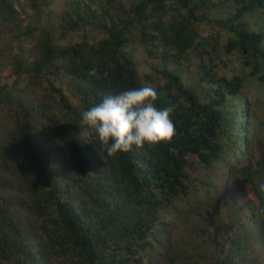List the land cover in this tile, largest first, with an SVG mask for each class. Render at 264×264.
I'll use <instances>...</instances> for the list:
<instances>
[{"label": "trees", "instance_id": "16d2710c", "mask_svg": "<svg viewBox=\"0 0 264 264\" xmlns=\"http://www.w3.org/2000/svg\"><path fill=\"white\" fill-rule=\"evenodd\" d=\"M49 1L27 0L37 12ZM22 12L0 0V66L4 34L36 53L14 56L15 78L0 83V264H264V155L254 167L249 147L264 119V0H68L40 27ZM206 25L220 31L203 36ZM71 32L79 40L60 46ZM129 45L145 73L121 52ZM222 46L250 69L218 75ZM192 52L197 90L176 70ZM145 86L172 109L176 135L109 155L81 113Z\"/></svg>", "mask_w": 264, "mask_h": 264}, {"label": "rangeland", "instance_id": "374dc122", "mask_svg": "<svg viewBox=\"0 0 264 264\" xmlns=\"http://www.w3.org/2000/svg\"><path fill=\"white\" fill-rule=\"evenodd\" d=\"M13 5L16 9H20L23 11L21 15L24 18L25 23L29 22L30 20H37V26L40 27L44 25L47 21V24L50 23V20H47V11L53 9L56 13L60 12L63 7L67 6L68 0H50L48 4H44L41 11L37 12L34 11L31 7H29V4L27 0H11ZM83 31V30H82ZM203 31V36L208 35L209 33H215L216 31H220L219 28H217L214 25L205 26ZM82 33V32H81ZM105 33V32H104ZM103 31L100 30H92L91 35H94L96 39L103 38L105 34ZM224 34V33H223ZM80 32H71L68 33L63 39H59V45L60 46H68L74 43L75 41H78L80 38ZM32 42H18L15 41L13 38H10L9 35L4 34L1 41V47L5 48L7 50L6 54H4L3 59H6L7 61L0 66V83L6 82L10 83L15 78V75L12 71V61L14 56H19L25 59L26 61H31L35 58V54L32 50ZM121 52L128 56L130 60L135 62V68L136 71L139 73H145L148 71V65L145 63V60L142 55V48L140 45H132V46H122L120 48ZM222 53L220 57L223 59L222 61H219L216 59L215 63L217 64L215 67V71L220 76H226L230 78L235 72H239V70H242V68L245 69V71L250 69V66H246L244 64L245 59L247 56L239 57V52H225L223 46H222ZM32 52V53H31ZM199 59L195 55V53H189L188 56H184V58L179 62V64L176 67L177 72L180 75V78L185 86L191 87L193 89L198 88V75L196 74V69L198 68ZM151 71V70H150ZM20 79L22 81H25V76H21ZM53 81L54 79L51 78ZM162 81V80H159ZM58 83L60 80L57 81ZM160 83V82H158ZM255 88H253V92L255 94ZM253 94V95H254ZM264 101V95L262 96V99L258 102L257 105L254 106V108L259 112L261 110L260 102ZM236 120L239 122L240 126H244L241 119L237 116ZM256 135L254 136L253 143L249 144V147H256L255 151H253L252 156V165L254 167L257 166V160L260 156L264 155V119H261L256 127ZM255 133V132H254ZM246 136V132H242L238 137ZM240 147V151L242 152V155L239 157V159L234 160L232 162L238 165V169L244 167V165L248 164V158L245 154V146H241V143L238 144ZM237 169V170H238ZM237 177L238 179L243 178V174L241 171H237ZM220 183L218 186H223ZM264 188V185H263ZM241 193L240 197H243V200L247 203L251 204L254 207H257L259 202L257 196L254 194L252 187L249 183L243 182L241 183ZM264 190V189H263ZM264 253V252H263ZM259 258H261L259 256ZM258 260V259H257ZM11 264V263H7Z\"/></svg>", "mask_w": 264, "mask_h": 264}, {"label": "clouds", "instance_id": "9594fccd", "mask_svg": "<svg viewBox=\"0 0 264 264\" xmlns=\"http://www.w3.org/2000/svg\"><path fill=\"white\" fill-rule=\"evenodd\" d=\"M156 101L157 92L150 86L107 95L81 113L83 130L109 155L170 141L176 135L172 109L157 107Z\"/></svg>", "mask_w": 264, "mask_h": 264}]
</instances>
